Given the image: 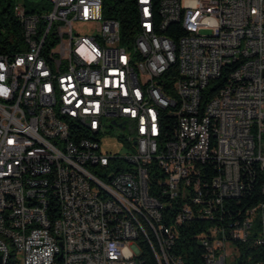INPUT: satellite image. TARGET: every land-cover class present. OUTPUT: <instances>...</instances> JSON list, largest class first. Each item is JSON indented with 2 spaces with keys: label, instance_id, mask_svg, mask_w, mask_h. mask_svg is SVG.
I'll return each instance as SVG.
<instances>
[{
  "label": "built area",
  "instance_id": "obj_1",
  "mask_svg": "<svg viewBox=\"0 0 264 264\" xmlns=\"http://www.w3.org/2000/svg\"><path fill=\"white\" fill-rule=\"evenodd\" d=\"M133 1L124 32L103 0L14 5L26 49L0 54V254L264 264V199L240 206L264 194V0H160L159 16ZM112 127L124 155L101 151Z\"/></svg>",
  "mask_w": 264,
  "mask_h": 264
},
{
  "label": "trees",
  "instance_id": "obj_2",
  "mask_svg": "<svg viewBox=\"0 0 264 264\" xmlns=\"http://www.w3.org/2000/svg\"><path fill=\"white\" fill-rule=\"evenodd\" d=\"M160 0H156L155 13H158L157 6ZM16 3L21 4L28 13H43L50 9L48 0H0V54H14L15 52L25 50L26 44L23 38V29L21 23L17 20L13 13V7ZM106 15L118 19L121 23V30L124 32L128 19H134L136 8L133 0H103ZM170 29L165 31L170 35ZM179 29V27H178ZM164 121V114L162 115ZM164 128L167 123L164 122ZM167 137V130L166 135ZM264 199V194L254 192L251 196L245 198L240 203V206H251L258 201ZM167 225L170 223H166ZM173 232V226L170 227ZM255 251L264 253V244L259 248H253ZM255 260L264 262V254L254 256ZM140 264H157L155 257L149 247L143 246L139 255ZM8 264H12V255Z\"/></svg>",
  "mask_w": 264,
  "mask_h": 264
},
{
  "label": "bare ground",
  "instance_id": "obj_3",
  "mask_svg": "<svg viewBox=\"0 0 264 264\" xmlns=\"http://www.w3.org/2000/svg\"><path fill=\"white\" fill-rule=\"evenodd\" d=\"M169 66H176V59H169ZM164 114L163 110H155V117H154V127L155 132H157L158 137H166V130L167 127L164 128V121L162 115ZM226 142H233V135H226ZM42 199H50V192H42ZM173 224H166L164 223V231L171 232L170 227ZM153 253V256L156 259L157 264H161V255L160 252H157L156 247H149ZM12 255V242H5L3 243V251L0 254V264H8L10 260V256Z\"/></svg>",
  "mask_w": 264,
  "mask_h": 264
},
{
  "label": "rangeland",
  "instance_id": "obj_4",
  "mask_svg": "<svg viewBox=\"0 0 264 264\" xmlns=\"http://www.w3.org/2000/svg\"><path fill=\"white\" fill-rule=\"evenodd\" d=\"M118 134H121L120 128L112 127L106 134L101 136L100 148L102 152L118 153L124 155L130 151L127 145L118 139ZM231 254H237L232 247L229 248Z\"/></svg>",
  "mask_w": 264,
  "mask_h": 264
},
{
  "label": "flooded vegetation",
  "instance_id": "obj_5",
  "mask_svg": "<svg viewBox=\"0 0 264 264\" xmlns=\"http://www.w3.org/2000/svg\"><path fill=\"white\" fill-rule=\"evenodd\" d=\"M111 124H112V126H115L116 125V122L115 121H112Z\"/></svg>",
  "mask_w": 264,
  "mask_h": 264
}]
</instances>
